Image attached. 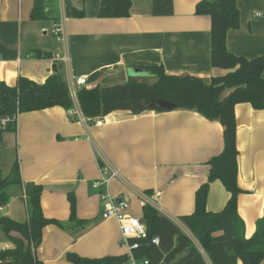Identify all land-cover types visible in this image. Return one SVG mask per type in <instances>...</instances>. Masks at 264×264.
Wrapping results in <instances>:
<instances>
[{"label": "crops", "instance_id": "obj_1", "mask_svg": "<svg viewBox=\"0 0 264 264\" xmlns=\"http://www.w3.org/2000/svg\"><path fill=\"white\" fill-rule=\"evenodd\" d=\"M197 1L174 0L173 14L153 15L152 0H132L130 16L103 18L98 15L101 0H45L47 17L36 19V0H0V80L16 85L26 76L44 83L61 63L67 82L87 76V84L78 88L123 83L133 78L132 69L159 64L168 73H193L209 81L223 71L212 66L211 18L196 13ZM237 3L240 27L228 32V49L247 58L264 55V0ZM74 9L84 16H74ZM62 20L65 37L59 40L54 23ZM36 49L53 56L36 57ZM146 76L142 70L135 77ZM235 113L238 181L243 189L238 212L251 237L264 215V109L241 102ZM100 118L102 125L96 123ZM1 138L0 166L5 175L10 173L15 160L8 149L16 145L23 184L8 186L11 199L0 216L26 221L24 184L35 182L43 185L45 216L61 222L43 230L37 250L43 264H74L67 258L69 252L129 256L118 222L102 217L100 192L105 186L95 182L104 163L118 173L109 187L111 195L128 200L131 215L143 219V205L150 203L194 238L181 217L194 212L196 190L208 180V162L224 148L220 121L194 109H148L138 115L115 110L89 118L79 101L72 109L53 106L21 113L17 130L3 131ZM69 193L76 195L83 223L70 220ZM229 197L220 180L212 182L208 210L221 211ZM10 247L14 243L9 237L0 241V248Z\"/></svg>", "mask_w": 264, "mask_h": 264}, {"label": "trees", "instance_id": "obj_2", "mask_svg": "<svg viewBox=\"0 0 264 264\" xmlns=\"http://www.w3.org/2000/svg\"><path fill=\"white\" fill-rule=\"evenodd\" d=\"M132 0H101L99 17H128ZM44 0H36L33 17H47ZM174 0H152L153 15H171ZM196 13L211 18V62L218 72L207 81L198 74L168 73L162 64L139 66L153 78L146 82L140 78L107 86H83L78 89V100L85 116L96 118L115 110H127L138 115L149 109L155 99L174 103L175 109H194L206 118L220 121L223 126V150L209 160L208 180L195 193V209L181 217L190 229V237L173 220L150 203L143 205V219L148 226V238L131 239L138 243L133 249L136 258H148L151 264H261L264 260V215L258 219L253 236L247 237L245 223L238 212V196L243 191L239 185V149L237 145V120L235 107L250 102L256 109H264V55L247 58L228 49L227 37L231 29L240 27V8L237 0H198ZM73 15L83 17L82 10ZM36 57H52L50 52L34 50ZM53 106L70 109L74 106L63 65L44 83L20 76L16 85L0 80V117H15L4 131L17 130V117L24 112ZM3 132V131H2ZM0 133V141L2 140ZM220 180L230 197L218 212L208 210V195L212 182ZM23 184L18 157L8 175L0 172V209L8 205L11 196L8 186ZM28 219L17 221L7 215L0 216V229L14 243V247L0 248V264H43L37 250L44 228L55 218L45 216L41 197L43 185L24 184ZM70 220L74 224L84 220L77 215V198L69 193ZM17 234V235H16ZM160 237V244L152 238ZM204 253L200 251L199 246ZM74 264H124L127 254L88 257L69 252Z\"/></svg>", "mask_w": 264, "mask_h": 264}, {"label": "built area", "instance_id": "obj_3", "mask_svg": "<svg viewBox=\"0 0 264 264\" xmlns=\"http://www.w3.org/2000/svg\"><path fill=\"white\" fill-rule=\"evenodd\" d=\"M45 1V0H44ZM46 9V8H45ZM64 20L62 22L54 23V34L59 40H63L65 37V25ZM58 58H61L60 55H57ZM62 59V58H61ZM65 60V59H63ZM87 76L83 75L78 77L75 80H70L68 82V87L70 90L71 97L73 101L77 103L78 100V86L87 84ZM73 108V107H72ZM71 108V109H72ZM16 116L11 117H0V133L4 131L11 120H15ZM82 121H85V118L81 116ZM98 125L103 124V119L100 118L97 122ZM118 175L117 171L111 168L108 163H104V165L100 166V177L95 182V186H105L104 189L100 192V197L104 203V210L102 213V217L104 219H114L118 222L120 231L122 234V238L125 244L129 249V260L125 264H151L150 259L144 258H136L133 254V249L138 247V243H131L129 239H142L148 238V226L144 219L135 217L129 213L130 203L126 199H115L110 191L109 187L114 180V178ZM152 242L154 244H160V237L154 236L152 238Z\"/></svg>", "mask_w": 264, "mask_h": 264}, {"label": "water", "instance_id": "obj_4", "mask_svg": "<svg viewBox=\"0 0 264 264\" xmlns=\"http://www.w3.org/2000/svg\"><path fill=\"white\" fill-rule=\"evenodd\" d=\"M54 70L56 71L57 70V67L55 66L54 67ZM141 69H132L131 72H132V75L134 79H136L135 76L139 75V74H142V70L140 71ZM134 72V74H133ZM175 104L170 102V101H167V100H163V99H155L153 101V103L151 105H149V109L150 110H157V111H162V110H171V109H174L175 108Z\"/></svg>", "mask_w": 264, "mask_h": 264}, {"label": "rangeland", "instance_id": "obj_5", "mask_svg": "<svg viewBox=\"0 0 264 264\" xmlns=\"http://www.w3.org/2000/svg\"><path fill=\"white\" fill-rule=\"evenodd\" d=\"M143 80L146 82H152L153 78L151 76H146ZM15 146H12L10 149H8V151H12L10 154V157L13 158V160H15L18 157L17 152L15 150ZM0 167H1L0 172L5 175L6 173L5 168L3 166H0ZM135 217H138V216H135ZM138 218H142V217L139 216ZM4 238H6V240L8 239L7 235L2 230H0V241L5 242L6 240H4Z\"/></svg>", "mask_w": 264, "mask_h": 264}]
</instances>
